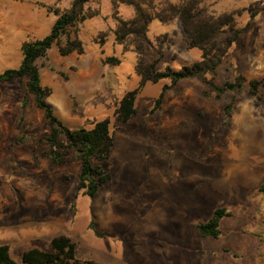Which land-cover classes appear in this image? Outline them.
<instances>
[{"label": "rangeland", "instance_id": "obj_1", "mask_svg": "<svg viewBox=\"0 0 264 264\" xmlns=\"http://www.w3.org/2000/svg\"><path fill=\"white\" fill-rule=\"evenodd\" d=\"M74 1L0 0V74L18 68L24 44L48 35L57 11ZM202 1L215 17L235 13L240 27L250 24L218 69V83L245 82L230 115L228 96L208 97L200 80L181 81L152 114L170 81L140 87L139 61L180 70L200 52L189 47L179 20L154 21L147 43H118V19L129 21L135 11L112 0H91L84 10L99 14L68 29L37 62L48 102L67 126L111 122L115 145L102 163L111 179L93 198L78 190L76 154L53 164L38 144L50 130L27 79L0 87V246L14 260L23 264L27 251H50L53 238L66 236L84 262L264 264V84L257 98L250 94L251 81L264 83V0ZM69 41L82 52L62 55ZM136 89V114L120 122L116 107ZM218 208L229 213L222 234L203 238L196 224Z\"/></svg>", "mask_w": 264, "mask_h": 264}, {"label": "trees", "instance_id": "obj_2", "mask_svg": "<svg viewBox=\"0 0 264 264\" xmlns=\"http://www.w3.org/2000/svg\"><path fill=\"white\" fill-rule=\"evenodd\" d=\"M91 0H75L71 9L64 14L56 13L57 19L48 35L28 42L22 48V60L18 68L7 69L0 74V87L17 79H27V92L35 97L37 107L43 111L50 133L38 140L39 145L47 146L46 157L57 165L64 164L71 154H76L81 162L78 190L85 196L93 198L102 185L111 179V174L102 163L107 161L115 145V138L109 119L93 122L92 128L73 129L67 126L56 114L48 102L50 90L42 85L40 68L37 62L46 57L59 38L70 28L97 16V11H85L84 8ZM114 6L125 4L133 7L135 17L129 21L119 20L116 31V41L124 44L128 38H134L139 43L149 41L150 25L154 21L170 24L179 20L186 35L189 47L197 49L201 58L180 70L166 67L159 71L156 63L145 64L139 61L136 66L140 77V87L149 81L159 82L167 79L169 85L163 86L151 113L154 114L162 107L165 96L184 80H200L209 88L208 97L220 99L227 95L229 103L224 109L230 115L237 104V98L245 87V82L238 79L218 83V69L227 58L231 48L243 35L250 24L240 27L235 13H224L215 17L203 4L202 0H112ZM257 12L252 13L256 17ZM81 43L69 41L65 47H60L62 55L66 56L76 51L82 52ZM260 80L250 82V94L258 97L263 86ZM139 89L129 91L116 107L115 116L120 122L127 123L136 114V99ZM29 100L24 99L22 106L26 108ZM29 141L26 139L25 141ZM97 162V164H95ZM260 190L264 192V185ZM229 213L224 208H218L207 221L196 224L203 238H219L222 234L221 223ZM91 229L97 236L100 234L94 223ZM51 250L41 251L32 249L23 256V264H99L93 261H82L78 258L77 244L66 236L53 238L50 241ZM0 264H21L13 259L10 247L0 246Z\"/></svg>", "mask_w": 264, "mask_h": 264}]
</instances>
